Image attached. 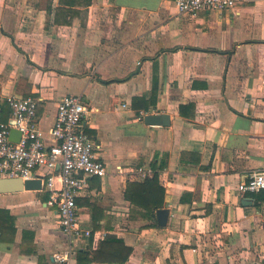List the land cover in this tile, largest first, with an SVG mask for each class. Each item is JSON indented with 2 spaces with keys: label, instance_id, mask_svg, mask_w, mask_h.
Wrapping results in <instances>:
<instances>
[{
  "label": "crops",
  "instance_id": "obj_1",
  "mask_svg": "<svg viewBox=\"0 0 264 264\" xmlns=\"http://www.w3.org/2000/svg\"><path fill=\"white\" fill-rule=\"evenodd\" d=\"M60 5L0 0V121L11 118L7 96L33 97L53 143L59 101L80 95L107 174L77 198L91 235L71 244L68 262L56 258L69 241L49 193H0L15 229L0 264H78L80 251L82 264H120L95 254L111 237L123 240L118 256L132 250L125 264H264V201L238 191L264 170V0L196 15L175 0H93L56 24ZM158 114L170 124H146ZM155 173L151 201L163 188L164 202L143 219L126 191ZM159 209L170 211L166 226Z\"/></svg>",
  "mask_w": 264,
  "mask_h": 264
},
{
  "label": "built area",
  "instance_id": "obj_2",
  "mask_svg": "<svg viewBox=\"0 0 264 264\" xmlns=\"http://www.w3.org/2000/svg\"><path fill=\"white\" fill-rule=\"evenodd\" d=\"M246 0H175L180 13L196 15L200 11L232 10ZM264 83V81H263ZM11 108L8 122L0 121V178L23 181L41 179L49 193L48 204L56 207L59 224L69 241L65 251L56 254L61 261L73 258L71 244L91 231L79 223L77 198L88 188L92 177L104 178L106 164L97 156L101 147L86 130L90 109L82 96L69 94L57 106L50 130L53 143H47L39 128L38 101L33 97L7 96ZM12 129L21 132L18 142L10 140ZM242 194L264 191V170L250 173L239 183Z\"/></svg>",
  "mask_w": 264,
  "mask_h": 264
},
{
  "label": "trees",
  "instance_id": "obj_3",
  "mask_svg": "<svg viewBox=\"0 0 264 264\" xmlns=\"http://www.w3.org/2000/svg\"><path fill=\"white\" fill-rule=\"evenodd\" d=\"M93 0H60V6L56 9L55 14V22L56 24H70L72 22V19L75 15H77L78 10H76V7H88L92 4ZM69 17L68 19H65L63 21L61 18ZM153 167H155V163L153 164ZM163 168V165H162ZM157 174L153 177L147 178L143 183H130L128 184V188L126 193L130 197V200L134 206L139 207L141 210L145 209L146 213H138L135 216H140L141 218H152L155 216V210L157 208L162 207L164 202V190L163 188H159L158 193V200L156 202L151 201V189L152 185L157 182ZM262 193V194H261ZM260 194V196H259ZM258 194V201H264V191L260 192ZM6 213V214H3ZM6 215V216H5ZM3 217V220H0V241H2L3 238H5V234H9L10 232H14V225L10 223V219L14 221V218L11 217L7 211L0 210V218ZM133 217V211L131 215ZM8 219V220H7ZM93 238V236H92ZM120 244H123L122 239L118 238H107L105 240L99 241L98 249L95 251V254H108L110 252L111 256L113 258H118L120 264H125L126 261L130 258V255L132 253L131 249H126V252L124 256H118L119 253H121V249L119 247ZM88 255L87 252L80 251L78 254V264H82V261H84L85 257ZM94 257H96L94 255Z\"/></svg>",
  "mask_w": 264,
  "mask_h": 264
},
{
  "label": "water",
  "instance_id": "obj_4",
  "mask_svg": "<svg viewBox=\"0 0 264 264\" xmlns=\"http://www.w3.org/2000/svg\"><path fill=\"white\" fill-rule=\"evenodd\" d=\"M146 124L149 125H169V116L162 115H147L145 117ZM21 137V132L12 129L10 133V140L18 142ZM23 189L26 190H42L41 179H32L23 181L20 178H0V193L4 192H17ZM170 211L168 209H159L157 211L158 222L160 226H166L168 223Z\"/></svg>",
  "mask_w": 264,
  "mask_h": 264
}]
</instances>
